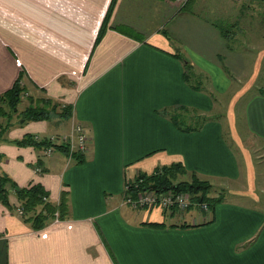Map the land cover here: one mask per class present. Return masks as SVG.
Wrapping results in <instances>:
<instances>
[{"label": "crops", "instance_id": "0c3cea01", "mask_svg": "<svg viewBox=\"0 0 264 264\" xmlns=\"http://www.w3.org/2000/svg\"><path fill=\"white\" fill-rule=\"evenodd\" d=\"M183 1L0 0V97L19 81L29 105L72 109L0 117V264H264V51L225 107L226 138L212 94L231 86L237 61L227 31L198 14V0ZM185 63L205 87L189 83ZM166 110L208 120L186 132ZM74 123L90 137L85 161L60 151L40 159L28 137L65 135ZM173 164L214 186L210 210L166 218L123 202L127 177ZM34 185L54 206L66 193L64 221L36 230L17 214L20 191Z\"/></svg>", "mask_w": 264, "mask_h": 264}, {"label": "rangeland", "instance_id": "374dc122", "mask_svg": "<svg viewBox=\"0 0 264 264\" xmlns=\"http://www.w3.org/2000/svg\"><path fill=\"white\" fill-rule=\"evenodd\" d=\"M241 1L242 2L238 3V6H236L234 5L236 2L231 3L230 0H226L227 2L226 5L223 0H198L195 6V9L200 16L212 20L214 23L222 27L223 30L227 31L228 43H229L228 51L230 53L229 56L232 61L234 60L233 58H235L237 61L234 70L230 69L229 71H227L226 69V74H228L227 76L232 80L231 86L228 89L227 87L224 88L225 89L224 93H222L221 91L222 87L219 88L220 91H218L216 88H213V94H212V99L215 105L214 107L215 109H217V113L222 114V116L220 117V121L223 124L224 136H226V138H228L229 136L230 125H229V118L227 117V112H226V117L223 114V112L225 111V107L229 108L231 102L234 101L233 98L237 94L236 92L240 91V89L243 87L244 79L250 76L249 70L254 69L258 55L264 51V0H241ZM126 3L129 4V1H126ZM187 3H188L187 0H184L183 3L181 2L182 6L180 8L182 7L184 8L187 5ZM228 63H230V61H228ZM243 63L247 68L246 70H242V67L244 66ZM188 66L189 65H187L186 67V74L188 75L187 77L189 83L196 84L200 88L205 87L206 86L205 82H203L202 87L199 85L200 79L194 75V71L191 70ZM242 72L244 73L242 74ZM201 77H202V81L205 79V77L208 80L210 78L209 76H204V74H201ZM214 82H216L215 77H214ZM30 97H31L30 94L24 92V95L21 96L20 103L18 104L16 110L11 109L10 107L1 106L0 117L1 118L5 117V119H2V125L12 122V120L17 119V117L26 109L31 108L33 105H29V103L31 102ZM43 100L44 102L37 106H41L45 104L47 99H43ZM47 102L49 106L46 107V109L49 111L51 117H56V114L60 115L64 109L69 108L65 105L58 106L59 104L53 103L49 100ZM234 103H236V100ZM31 104L33 103L31 102ZM34 105L36 106V104ZM53 108L55 109L53 110ZM9 113L11 114L13 113V116H11ZM173 113H176L181 120H184L182 121L183 124H187L184 125L185 127H188V125L195 127L198 126V121L197 123H195L196 120L195 121L189 120V118L192 117L191 114H193V112L175 111ZM54 121H53V130H57ZM189 121H191V123ZM2 125H0V128L2 127ZM191 176L192 175L190 173L188 174L186 173V175H179L177 181L175 182H178L179 180L182 181L184 179L191 180ZM206 182L210 184L208 180ZM216 188L219 189L220 187H216ZM213 189L214 186H212V189H209L208 196L212 194ZM39 199H41L44 203H42L41 205L43 207L42 208L40 207V209H38L35 212V215L38 214L47 215L48 217L46 218V224L48 225L55 219L54 216L55 212L52 213V215H50L49 213L47 214V212H44L43 209L44 207H47V201L45 200L43 195ZM259 205L262 209H264V194L261 197ZM142 209L143 210L145 209V212H148L150 214L155 212V210L157 209H159V211L163 213L161 207H155L153 209H149V208H142ZM18 211L17 214L21 216V214H19ZM50 217L51 220L49 221Z\"/></svg>", "mask_w": 264, "mask_h": 264}, {"label": "trees", "instance_id": "16d2710c", "mask_svg": "<svg viewBox=\"0 0 264 264\" xmlns=\"http://www.w3.org/2000/svg\"><path fill=\"white\" fill-rule=\"evenodd\" d=\"M187 63H185L186 67H187ZM185 77L187 78V74L185 75ZM24 92L25 91L21 82L20 83L19 81L15 82L14 86L8 91H6V93H4V95L0 97V108L1 106H5V107H10L13 110H16L18 104L20 103V98L22 95H24ZM67 107L69 108L64 109L63 112L60 114L61 117H68L72 114V109L70 105ZM54 109L55 108H53V110ZM165 112L170 114L171 120L179 129L186 132L200 129L201 126L208 120L205 116L197 115L196 117L198 121V126L185 127L182 122L184 120H181L176 113H173V111L169 112V110H166ZM24 115L27 116V118L34 120L50 118L49 111L44 107L28 108L24 111ZM33 136L28 137V140L32 143H35L38 146V149L41 150L45 146L44 141L41 142L34 141ZM57 150L66 153L68 149L65 146H58ZM84 161L85 159L83 158V156L77 155L75 162L83 163ZM186 173L187 171L185 167L182 166V164H173L170 166H163L160 169L153 172L152 174H146V173L139 174L137 179L143 180L142 184H140L139 186V189L154 190L159 193L170 191L173 195L178 193H184L188 195L191 204L190 207H188L183 211H181L176 204L172 205L171 211H168V209L161 208L166 218H168L173 214L188 212L190 209L202 210L199 207L200 204L202 203H206L209 207L208 210H210V208H212L214 204L213 199L209 198L208 196L209 194L208 191L209 189H211V185L208 184L206 181L199 179L195 175L191 176V180L184 179L182 181L179 180L178 182H175L177 181L179 175H186ZM7 184H8V179L4 177L0 178V201L5 204H8V198H7L8 190L6 188ZM154 185H156L157 187L153 188ZM20 194L23 196L22 198L24 200V203L22 205V209L24 210V215L25 216L28 214L31 215V216H27L26 220L30 221L32 223V227H34L36 230L39 229L41 230L42 228H45L47 226L46 218L48 216L44 214L35 215L33 212H36L38 209H40V207L41 208L43 207L41 205L44 202L39 198L42 195H44L43 197L46 198L47 197L46 193L43 191V189L40 186L34 185L31 186V188H26L23 191H20ZM46 201H47V207H44L43 211L47 212V214L49 213L50 215H52V213L54 212L55 213L59 212L60 222L64 221V216L61 213H63V211L65 210V206H67L66 193L62 194L59 207L48 203V198ZM26 212H28V214ZM50 220L51 217L49 218V221ZM54 220L50 224H52ZM37 221L38 223H36Z\"/></svg>", "mask_w": 264, "mask_h": 264}, {"label": "built area", "instance_id": "2783aa9c", "mask_svg": "<svg viewBox=\"0 0 264 264\" xmlns=\"http://www.w3.org/2000/svg\"><path fill=\"white\" fill-rule=\"evenodd\" d=\"M33 139L34 141H44L45 143V146L41 150H39L40 159L52 157L56 152H58V146H65L68 149L66 152L68 162L75 161L77 155L85 156L90 145V137L87 134L85 127L80 123H74L72 130L65 135L41 136L37 134L33 136ZM35 170L38 173H44V169L39 165H36ZM137 177H127L124 185L125 191L123 202L130 205V207L136 210L142 208L153 209L155 207H161L164 209H168V211L172 210L173 204H176L181 211L190 207L191 203L188 195L184 193L173 195L170 191L159 193L154 190L139 189V186L140 184H142L143 180H138ZM45 200H47V198H45ZM200 205L202 210L206 211L209 209L206 203H202ZM18 212L22 215L24 213V210L20 209ZM59 222V212H56L55 220L52 224Z\"/></svg>", "mask_w": 264, "mask_h": 264}, {"label": "water", "instance_id": "95a60500", "mask_svg": "<svg viewBox=\"0 0 264 264\" xmlns=\"http://www.w3.org/2000/svg\"><path fill=\"white\" fill-rule=\"evenodd\" d=\"M156 187H157L156 185L153 186V188H156Z\"/></svg>", "mask_w": 264, "mask_h": 264}]
</instances>
